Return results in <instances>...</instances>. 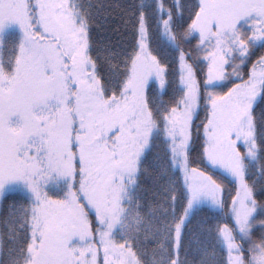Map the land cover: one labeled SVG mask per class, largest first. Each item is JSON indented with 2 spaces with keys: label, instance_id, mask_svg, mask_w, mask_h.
I'll return each instance as SVG.
<instances>
[{
  "label": "snow or ice",
  "instance_id": "obj_1",
  "mask_svg": "<svg viewBox=\"0 0 264 264\" xmlns=\"http://www.w3.org/2000/svg\"><path fill=\"white\" fill-rule=\"evenodd\" d=\"M0 264H264V0H0Z\"/></svg>",
  "mask_w": 264,
  "mask_h": 264
}]
</instances>
